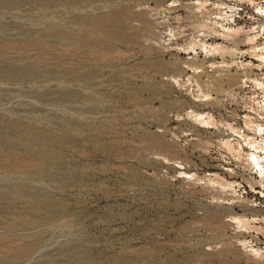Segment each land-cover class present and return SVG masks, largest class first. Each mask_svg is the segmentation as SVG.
<instances>
[{"label":"rangeland","instance_id":"rangeland-1","mask_svg":"<svg viewBox=\"0 0 264 264\" xmlns=\"http://www.w3.org/2000/svg\"><path fill=\"white\" fill-rule=\"evenodd\" d=\"M263 28L264 0H0V264H264Z\"/></svg>","mask_w":264,"mask_h":264},{"label":"bare ground","instance_id":"bare-ground-1","mask_svg":"<svg viewBox=\"0 0 264 264\" xmlns=\"http://www.w3.org/2000/svg\"><path fill=\"white\" fill-rule=\"evenodd\" d=\"M248 1L250 3H252V0H248ZM262 31H264V28H263ZM230 32H232V30L230 31V29L228 28L226 33H230ZM253 39H254V37L248 38V40L250 42ZM261 49L263 50V51H261V52H263V54L260 55L259 57H260L261 60L264 61V43H263V47ZM262 98H264V96ZM261 102H264V99L261 100ZM263 111H264V108H263ZM257 128H258L257 131H259L258 134H259V136L261 138V143L255 141L253 138L249 139V141H251V142L248 143V146L250 148L248 147L249 148V153H248V157L247 158H248V163H249L248 165L253 166V168L256 167L259 170L260 173H263V171H264V163H263L264 162V156H262V155H264V125L263 126L262 125H257Z\"/></svg>","mask_w":264,"mask_h":264}]
</instances>
